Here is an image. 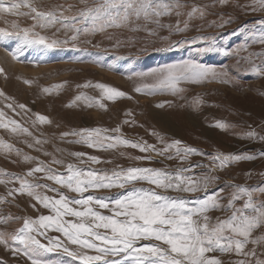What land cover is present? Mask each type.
<instances>
[{
	"label": "snow or ice",
	"instance_id": "obj_1",
	"mask_svg": "<svg viewBox=\"0 0 264 264\" xmlns=\"http://www.w3.org/2000/svg\"><path fill=\"white\" fill-rule=\"evenodd\" d=\"M79 2L84 7L76 15H66V12L71 11V6L65 8L63 5L49 4L45 7V0H0V23L3 24L0 26V49L6 51L16 63H24L21 58L30 50L48 53L71 46L73 50L83 51L87 55V47L81 48L80 45L100 47L98 43L93 44L91 37L97 33L104 34L108 29L138 25L142 20L144 25L152 24L157 29L167 28L170 35H181L189 30L190 22L196 14H199L201 19L205 15L204 10L196 6H192L191 11L186 14L182 13L181 9L186 5L179 0H92L91 4L88 0ZM223 2L224 0H221V3ZM247 7L253 13H264V0H253ZM172 15L177 17L174 26L162 23L161 18ZM182 15H186L187 19L183 20L181 27L179 18ZM10 17L16 19H9ZM21 18L30 19L31 25L21 27ZM232 22L222 21L218 26L225 27ZM52 29L55 31L50 36L47 35ZM131 30L138 31L140 27L138 25ZM144 30L149 36L156 35V29L145 27ZM61 31L64 39L58 37ZM250 35H258V42L264 44V19L255 22ZM108 38L111 39L110 36ZM161 41L168 45L164 51L200 44L202 46L195 49L200 55L218 53L235 56L237 64L243 61L250 66L251 73L264 77V52L241 56L240 53L246 50V45L230 51L218 47L214 38L206 36L178 40L174 43L167 38H161ZM10 42H14L12 47H8ZM252 57L259 58L260 62L255 63ZM41 61L29 63L38 66ZM94 63L108 71L115 68L114 63L105 65L99 60ZM0 75L6 76L2 67ZM129 79L138 81L133 89L137 94L171 95L179 99H184V84L239 83L230 75L227 67L217 68L193 58L164 64L149 72L135 73ZM23 83L31 85L33 81L25 79ZM63 87L64 84H57L41 91L51 94L53 90ZM77 87H94L100 90L101 98L109 102H115L117 98L131 99L123 91L102 83L85 82ZM3 96L4 93L0 92V97ZM77 101H83L85 107L106 110L99 99L93 100L83 93L75 96L72 103L66 106L72 107ZM201 103V98L195 97L192 101L193 109L198 108ZM165 104L172 106L171 102L165 101L155 107L163 108ZM5 107L15 113L13 104H6ZM18 107L27 111L23 104ZM125 115L131 113L126 112ZM34 116L33 126L37 122L51 123L43 115ZM123 123L133 122L125 120ZM212 126L220 130L232 127L221 121ZM0 128L14 135L31 137L32 143L23 142L29 148L51 157L45 163L0 140V151L15 152L18 157H22L23 163H35V166L29 168L22 176L0 171V177H7V181L0 179V184H19V188L8 191V196L27 195L50 213L41 214L36 218L0 217L2 224H7L12 219L23 220L22 226L12 233L0 231V245L10 250L13 256L22 255L27 258L29 264H225L222 259L209 255L218 252L221 255L235 254L242 257L235 261L229 260L228 264H264V260L257 255L258 247L264 248V235L253 236L255 230L264 227V200L254 199L257 194L264 195V184L248 188L226 183L224 188L210 191L219 182L215 172L228 168L233 162L257 159L256 155L217 153L209 156L179 139L168 142L159 133L150 131L149 135L155 136L161 145L157 147L142 138H124L119 125L112 129L82 128L60 134L61 139L68 136L76 138L67 143L83 145L98 152L117 151L119 157L137 164L155 163L153 155L168 161L175 160L178 165L188 163L193 156H201L210 161V164H188V167L177 166L174 169L168 165L163 168L123 165H116L112 169L97 168L94 165L113 161L103 160L85 152H67L60 149L57 151L66 152L67 156L77 163L58 159L42 147H37L48 143V140L37 138L14 119L5 121L3 110H0ZM255 136L254 132L246 133L248 139H254ZM261 139L264 140V137ZM121 148L134 149L143 155H132L120 151ZM259 155L264 157V152ZM57 168L64 171H57ZM198 168H205L207 171L197 173L194 170ZM37 173L42 176H37ZM260 175L264 176V173ZM40 179L51 183L32 182ZM227 188H230L231 192L225 197L222 193ZM47 192L54 195L48 196L45 194ZM6 202L0 198V204ZM238 202L240 206H237ZM36 204L31 205L33 209H36ZM211 212H221L225 215L213 219L209 215ZM49 232L58 233L59 236H49ZM248 245L252 247L248 248ZM53 253L62 256L49 259V254ZM261 255H264V252Z\"/></svg>",
	"mask_w": 264,
	"mask_h": 264
},
{
	"label": "rangeland",
	"instance_id": "obj_2",
	"mask_svg": "<svg viewBox=\"0 0 264 264\" xmlns=\"http://www.w3.org/2000/svg\"><path fill=\"white\" fill-rule=\"evenodd\" d=\"M88 2L91 4L92 0H88ZM179 2L186 5L185 8L181 9L184 14L191 11L192 6L203 9L205 13L202 19L199 14H196L185 34L170 35L167 28L157 29L152 24L144 25L141 20L138 22L140 27L138 31L131 30V28L138 26L133 24L125 28L108 29L104 34L97 33L91 39L93 44L98 43L100 47L80 45L81 48L87 47V55L83 51L73 50L71 46L48 53L30 50L21 58L25 61L24 63H16L11 60L6 51L0 49V67L4 68L6 73V76L0 75V92L4 93V96L0 97V110L5 113V121L14 119L22 127L28 128L37 138L48 140V143L37 147H42L58 159L77 163L72 157L67 156L66 152L57 151L60 149L67 150V152H85L89 155L99 156L103 160L113 161V163L94 165L97 168L112 169L116 165L163 168L168 165L174 169L177 166L188 167V164H210V161L201 156H193L188 163L178 165L175 160L168 161L153 155L155 163L137 164L119 157L117 151L98 152L83 145L67 143V141L76 138L68 136L61 139L60 134L73 130L78 131L82 128L112 129L119 125L124 138L128 140H140L142 138V140L157 147L161 145L158 144L155 136L149 135L150 131L159 133L168 142L179 139L184 144L197 148L209 156L217 153L256 155L257 159L233 162L228 168L215 172L214 174L219 177V182L210 191L224 188L226 183L248 188H255L264 184V176L260 175V173H264V157L259 155L264 152V140L261 139L264 137V77H257L251 73L250 66L243 61L237 64L235 56H224L218 53L200 55L195 50L202 46L200 44L185 45L182 48L174 47L171 51H164L163 49L168 45L161 41V38H167L168 41L174 43L178 40H190L194 37L206 36L214 38L218 47L230 51L246 45V50L240 53L241 56H248L249 53H262L264 52V44L258 42V35H250V33H252L255 22L264 19V13L251 12L247 6L253 0H224L223 3L221 0H179ZM49 4L63 5L65 8L71 6V11L66 12V15H76L84 7L79 0H45V7ZM9 19L16 18L10 17ZM179 19L182 27V22L187 19V16L182 15ZM161 20L163 24L174 26L177 17L172 15L171 17H163ZM227 20L233 22L225 27L218 26L222 21ZM19 22L21 27H28L32 23L27 18H21ZM0 26L3 24L0 23ZM145 27L156 29V35L149 36L144 30ZM53 31L55 30H49L46 34L50 36ZM69 35L71 34L69 33ZM109 36L111 39L108 38ZM58 37L64 39L63 31L58 34ZM13 44L14 42H10L8 47H12ZM41 57H43L42 61ZM116 57H120V59H116ZM189 58L197 59L201 63L217 68L227 67L230 75L235 77L239 83L232 85L216 82H205L199 85L184 84L182 85L186 89L183 94L184 99L171 95H140L133 90L138 81L129 79V77L134 76L135 73L149 72L164 64ZM252 59L257 64L260 62L257 57H252ZM97 60L105 65L114 63V70L108 71L106 68L97 66L94 63ZM29 61L41 62L38 66H34ZM25 79L31 80L33 83L26 85L23 83ZM85 82L105 84L123 91L131 99L117 98L115 102H109L102 99L100 90L94 87H77V85H83ZM57 84H64V87L53 90L51 94H45L41 91L45 87ZM81 93L93 98V100L99 99L105 105L106 110L98 107H85L83 101H77L72 107L66 106ZM197 96L201 98L202 103L194 110L192 101ZM5 97L9 99L6 100ZM165 101L171 102L172 106L165 104L163 108L155 107L156 104ZM9 103L15 107V113L5 107ZM20 104L25 105L27 111L21 110L18 107ZM126 112H130L131 115H125ZM34 114L47 117L51 123L40 124L37 122L33 126ZM125 120L133 123L125 124L123 123ZM217 121L225 122L232 127L228 130L217 129L212 126ZM248 132H254L255 138H246ZM110 134L115 135V133ZM0 140L45 163L51 159V157L44 156L41 152L29 148L23 142L32 143L31 137L20 134L14 135L6 129L0 128ZM120 151L132 155H143L130 148H121ZM34 166L35 163H23L22 157H18L15 152L0 151V171L4 173L22 176ZM49 166L57 167L55 165ZM81 166L86 167L87 165ZM57 171H64V169L57 168ZM194 171L200 173L207 171V169L198 168ZM249 173L251 175H248ZM36 175L42 176L40 173ZM0 179L7 181L6 176L0 177ZM32 182L51 183L44 179ZM12 188H19V184L7 182L0 184V198L7 201L0 204V217L36 218L41 214H50L47 209L40 207L27 195L8 196V191ZM230 192L231 189L227 188L222 195L227 197ZM45 194L54 195L52 192ZM69 195L74 194L69 193ZM97 195H109V193H97ZM173 195L175 194L173 193ZM254 199L264 200V195L257 194ZM224 203L226 204L227 201L225 200ZM32 204H36V209H33ZM237 206H240V202ZM209 215L215 219V217H223L225 214L211 212ZM22 223V219H12L7 224L0 223V231L12 233L21 227ZM48 235L59 236L55 232H49ZM262 235H264V227L258 228L253 233L254 237ZM61 239L63 238L61 237ZM42 242L46 243L45 240ZM247 247L251 248L252 245ZM262 252H264V248L258 247L257 255L264 260V255H261ZM209 255L222 259L225 264H228L229 260L235 261L242 258L235 256V254L221 255L218 252ZM60 256L62 254L53 253L49 254L48 258L56 259ZM0 264H29V261L22 255L13 256L10 250H6L0 245Z\"/></svg>",
	"mask_w": 264,
	"mask_h": 264
}]
</instances>
